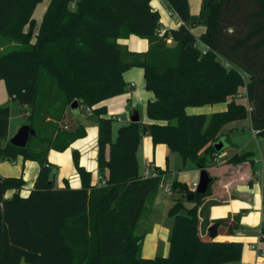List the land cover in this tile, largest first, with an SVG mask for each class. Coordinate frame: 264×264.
I'll use <instances>...</instances> for the list:
<instances>
[{
    "label": "trees",
    "instance_id": "1",
    "mask_svg": "<svg viewBox=\"0 0 264 264\" xmlns=\"http://www.w3.org/2000/svg\"><path fill=\"white\" fill-rule=\"evenodd\" d=\"M43 0H0V34L17 44L0 55V80L7 95L21 107L35 135L25 148L6 141L0 162L22 157L40 170L27 197L19 195L22 177L2 179V189L15 190L2 202L0 264H229L239 262L242 244L204 239L214 224L218 233L231 236L240 228L241 214L211 221L209 210L217 202L180 182L170 191L181 194L169 215L174 218L166 258L143 259L145 233L140 220L155 201L166 171L139 175L137 150L144 136L163 144L206 169L216 155L215 144L226 125L250 119L251 128L264 143V0H209L206 26L196 38L183 23L190 20L188 0H164L182 24L160 35V16L152 0H50L39 25L33 18ZM25 28H28L25 31ZM36 34L34 36V32ZM134 35L146 39L148 51L130 54L118 43ZM34 42L32 43V38ZM174 45L169 47L167 42ZM228 64V66H226ZM144 70L149 123H132L112 138L113 120L97 118V169L100 185L91 173L74 167L81 186L57 189L48 152L65 151L86 133L82 127L60 130L58 123L74 101L92 108L125 93L123 73ZM245 90L247 105L235 97ZM227 104L210 116L188 115L187 108ZM253 153L233 155L228 164L252 163ZM187 204L191 205L190 207ZM264 242V225L260 230Z\"/></svg>",
    "mask_w": 264,
    "mask_h": 264
},
{
    "label": "crops",
    "instance_id": "2",
    "mask_svg": "<svg viewBox=\"0 0 264 264\" xmlns=\"http://www.w3.org/2000/svg\"><path fill=\"white\" fill-rule=\"evenodd\" d=\"M206 1L188 0L190 20L183 24L191 30L196 38H199L205 31L208 11L205 12L203 19H200L199 15L202 7L208 3ZM150 5L153 11L159 13L160 35L165 30L177 29L182 24L178 18L174 19L168 16L164 0H152ZM46 8L47 6L45 5L40 9L41 16L44 14ZM118 43L123 45L130 54H143L149 48V43L146 39H140L134 35H130L126 39H120ZM122 77L124 83L128 86L124 94L107 99L92 107L90 114L86 112L87 108H85V114L82 106L78 107V113H68L66 122L72 119L76 123L75 128L82 127L86 136L73 142L63 152L54 150L48 152L47 161L53 169L55 188L62 189L66 184L71 189L80 188V178L73 163V152L75 151L78 153L79 165L91 173L92 184L100 185L102 183H100L97 169L98 126L97 118L93 113L94 109L104 107L105 115L102 117L113 120V139L116 138L120 127L130 123V118L134 114L138 115L139 122L149 123L146 116V105L148 101L154 99V96L145 89L144 70L141 67H132L125 71ZM246 100V97L245 100L235 99L237 103L241 104H245L244 101ZM11 102L13 101L7 95L5 83L0 80V147L16 134L17 126L13 127L11 124ZM215 108L217 110H214ZM139 109L144 111L142 116L136 111ZM226 109V103L222 105H205L197 108H187L186 114L210 116L214 113L224 112ZM203 110L206 112L208 110L209 112L203 114ZM244 132L250 135H248L246 141L242 139L241 135ZM219 134L223 137V141L227 146L205 169L209 176L214 179L211 196L207 200L217 202L216 205L210 208L209 218L211 221H215L238 213L242 214L240 228L233 235H221L218 233L217 228L216 237L213 241L242 244L240 261L229 264H264V255L261 253L264 250V242L261 241L260 234V230L264 225V143L256 135L255 131L252 130L250 119L230 123L223 127ZM253 144L254 146L251 147ZM229 149H231L230 153L225 154L224 151ZM246 151L253 153L251 164L248 162L239 165L227 163V160L233 155ZM170 154L171 152L165 145H153L151 138L144 136L137 150L139 175L146 178L151 176L150 174L152 173L155 174L156 169L167 170ZM183 166V169L176 173L170 172L169 175L164 174L162 176V183H165L164 181L167 176L172 177L171 182L169 184L165 183L164 187L170 188L174 182H180L186 184L193 191L194 185H197L199 181L200 169L190 161L185 164L183 163ZM39 170L40 167L37 162L24 160L20 156L14 160L0 162V254L2 252V202L4 199H9L17 193L15 190L3 191L2 179L22 177L25 184L20 190L19 195L25 198L33 189ZM166 194L171 197V205L179 197L178 193L170 192ZM162 196L163 194L159 191L153 204H162L163 200V205H166V201L162 199ZM187 206L190 207V205ZM170 229L172 228L169 226L155 225L150 234L146 233L141 247V257L143 259L166 258L168 256V235L170 234ZM203 238L207 240L211 239L207 231L204 232ZM160 241H162L161 256H158Z\"/></svg>",
    "mask_w": 264,
    "mask_h": 264
},
{
    "label": "rangeland",
    "instance_id": "3",
    "mask_svg": "<svg viewBox=\"0 0 264 264\" xmlns=\"http://www.w3.org/2000/svg\"><path fill=\"white\" fill-rule=\"evenodd\" d=\"M74 1H76V0H74ZM208 1L209 0H207L206 2H208ZM49 2H50V0H43L42 3H40L37 6V8L34 12V15H33V18L37 22V25L40 24L42 16H43V15L42 16L40 15V12H39L40 9H42V7L45 5L48 6ZM27 29L28 28H25V31H27ZM35 34H36V31L34 32V36H35ZM34 40L35 39L33 37L32 43L34 42ZM167 45L169 47H172L174 44L171 43V41H168ZM16 47H17L16 43L10 41L6 36L0 34V55L7 52V51L15 49ZM127 87L128 86H126V88ZM126 88H125V91H126ZM245 97H246L245 90L240 89V91H239L238 95L235 97V99L236 100H241V99L245 100ZM244 102L249 109V104H248L247 100ZM10 104L12 105V112L10 113V115L12 116L11 124L13 127L17 126V129H16V133H17V131L20 127H22L23 125H28L27 117L30 114L31 108H30V106H27V105L21 107L15 101L11 102ZM215 107H218V106H215ZM221 107H223V106H221ZM85 108L86 107L82 106L84 113H85ZM189 110L191 111V109H189ZM214 110H217V108H215ZM136 111L139 113V115H141V116L143 115L144 111L142 109H139ZM203 112H204L203 114H205L209 111L207 110V112H206L203 110ZM68 113H69V109L67 108L66 109V116H65L64 120L58 123L60 130L73 131L76 129L75 128L76 123L72 119L71 120L69 119L68 122H66V119L68 118ZM241 135H242L243 140L246 141L248 139L249 134H247L246 132L241 133ZM225 146H227V145H225ZM252 146H254V144L251 145V147ZM230 151H231V149L226 150L224 152H225V154H228V153H230ZM183 167H184L183 166V160H182L180 154L171 153L169 158H168V169L165 170L166 171L165 174L169 175L170 172L176 173L179 170L183 169ZM171 178H172L171 176H167L164 182L166 184H169L171 182ZM165 183H162V186L160 188V193L163 194L162 199H164L166 201V203H165L166 205H163V200H162V204H159V205L158 204H152L151 206H149L148 210L146 211V213L144 214V216L142 217V219L140 221L138 233H142L144 231L145 235H146V233L150 234L155 225L169 226L170 228H172L174 218L169 215V209L172 206L171 205L172 201H171V197L163 191V187L165 186ZM178 199H183L181 194H179ZM206 200L207 199H205V201ZM187 205H189V204H187ZM170 232H171V229H170ZM169 237H170V234L168 235V243H169ZM159 244H160V248H159L158 256H161L162 241H160ZM22 264H24V263H22Z\"/></svg>",
    "mask_w": 264,
    "mask_h": 264
},
{
    "label": "water",
    "instance_id": "4",
    "mask_svg": "<svg viewBox=\"0 0 264 264\" xmlns=\"http://www.w3.org/2000/svg\"><path fill=\"white\" fill-rule=\"evenodd\" d=\"M78 101H74L71 106H70V112L72 114L78 113ZM130 122L132 123H137L139 122V117L137 114H134L130 118ZM35 132L34 130L28 126V125H23L20 127L17 131V133L9 140V143L15 147L18 148H25L29 138L34 136ZM225 142L223 139H221L219 142L215 144V150L217 152L222 151L225 146ZM213 179L209 176L208 172L205 169H200V174H199V181L197 183V186L194 190L199 195H204L207 193L209 185L212 183ZM218 225L214 224L208 228V234L211 239H214L216 237V231H217Z\"/></svg>",
    "mask_w": 264,
    "mask_h": 264
},
{
    "label": "built area",
    "instance_id": "5",
    "mask_svg": "<svg viewBox=\"0 0 264 264\" xmlns=\"http://www.w3.org/2000/svg\"><path fill=\"white\" fill-rule=\"evenodd\" d=\"M167 11H168V16H169V17L174 18V19L177 18V15H176L173 11H171V10H169V9H167ZM226 66H228V64H226ZM86 112H87L88 114H90V113H91V109H90V108H87V109H86ZM255 133H256V132H255ZM216 156H217V155H216ZM218 157H219V156H218ZM150 175H151V176H154L155 174L152 173V174H150ZM196 186H197V185H194V187H193V191L195 190ZM163 190H164L166 193H170V192H171V191H170V188H168V187H163ZM261 253L264 255V250H262Z\"/></svg>",
    "mask_w": 264,
    "mask_h": 264
}]
</instances>
